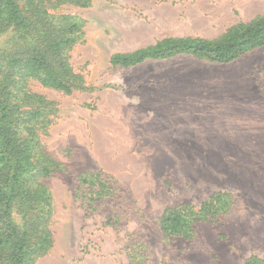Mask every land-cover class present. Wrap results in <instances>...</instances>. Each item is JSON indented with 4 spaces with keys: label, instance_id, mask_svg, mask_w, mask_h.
Returning <instances> with one entry per match:
<instances>
[{
    "label": "rangeland",
    "instance_id": "1",
    "mask_svg": "<svg viewBox=\"0 0 264 264\" xmlns=\"http://www.w3.org/2000/svg\"><path fill=\"white\" fill-rule=\"evenodd\" d=\"M60 12L82 20L68 55L83 83L70 92L28 83L53 101L40 139L60 165L40 178L52 199V246L33 264L264 259V45L226 63L189 54L109 63L164 36L216 37L264 14V0H91ZM172 132L179 138H165ZM84 172L99 173L98 196L95 178L80 183ZM214 193L226 195L186 234H163L165 209L198 211Z\"/></svg>",
    "mask_w": 264,
    "mask_h": 264
},
{
    "label": "trees",
    "instance_id": "2",
    "mask_svg": "<svg viewBox=\"0 0 264 264\" xmlns=\"http://www.w3.org/2000/svg\"><path fill=\"white\" fill-rule=\"evenodd\" d=\"M91 0H0V264H33L52 246L49 229L51 194L40 181L59 163L40 139L55 113L53 101L29 90L30 80L70 92L83 77L69 62L68 51L82 37V20L61 13L63 5L89 7ZM264 45V14L238 22L213 38L164 36L154 43L109 56L112 66L129 67L150 59L189 54L226 63ZM264 69V65H263ZM99 173L80 174V183L95 178L98 196L105 188ZM94 182V181H92ZM212 194L198 211L191 204L170 207L159 220L165 235H184L193 216L222 199ZM245 264H264L251 255Z\"/></svg>",
    "mask_w": 264,
    "mask_h": 264
},
{
    "label": "crops",
    "instance_id": "3",
    "mask_svg": "<svg viewBox=\"0 0 264 264\" xmlns=\"http://www.w3.org/2000/svg\"><path fill=\"white\" fill-rule=\"evenodd\" d=\"M116 131L119 132V129H116ZM124 131H125V130H123L122 132L125 133ZM117 132H116V133H117ZM118 135H119L121 138H125V139H128V140H129V139H132V137L127 136V134H124V135H123V134H118ZM166 135H167V136L170 135V137H167V136H166L165 138H172V139L179 138V137L177 136V134H175V133H173V132L170 133V134H166ZM162 137H163V135H162ZM134 139H137V138H134Z\"/></svg>",
    "mask_w": 264,
    "mask_h": 264
}]
</instances>
